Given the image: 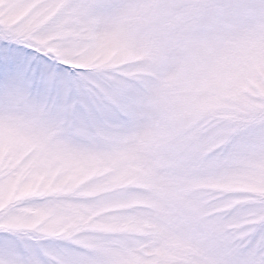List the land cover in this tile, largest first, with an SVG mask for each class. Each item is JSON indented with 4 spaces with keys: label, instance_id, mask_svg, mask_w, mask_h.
I'll return each mask as SVG.
<instances>
[{
    "label": "snow or ice",
    "instance_id": "6c2138e0",
    "mask_svg": "<svg viewBox=\"0 0 264 264\" xmlns=\"http://www.w3.org/2000/svg\"><path fill=\"white\" fill-rule=\"evenodd\" d=\"M0 264H264V0H0Z\"/></svg>",
    "mask_w": 264,
    "mask_h": 264
}]
</instances>
